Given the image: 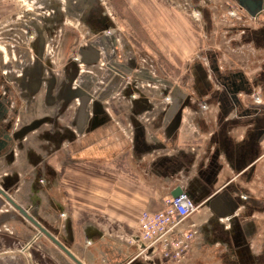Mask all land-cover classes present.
Here are the masks:
<instances>
[{"label":"crops","instance_id":"obj_1","mask_svg":"<svg viewBox=\"0 0 264 264\" xmlns=\"http://www.w3.org/2000/svg\"><path fill=\"white\" fill-rule=\"evenodd\" d=\"M170 17L186 19L174 11ZM261 28L256 39L248 32L247 38L242 36V41L233 42L239 51L232 50L231 55L219 51L216 58L228 67L241 64L248 92H240L237 98L241 111H248L245 115H238L241 112L235 107L225 111L228 107L224 88L232 83L233 74L225 71L209 75L208 67L189 62L187 70L192 77V90L183 96L189 99L191 108L182 105L176 129L172 130L171 125L172 108L165 112L150 110V107L144 112L140 108L134 112L141 114L136 120L128 106L109 105L102 110L105 120L95 124L86 134L85 131L79 133L75 125L70 127L74 138L55 144L53 153L40 149V146L49 147L50 142L28 145L27 156L25 152L28 171L35 169L36 157L41 161L37 166L42 168L43 165L44 188L39 195L38 210L49 216L47 208L53 206L52 224L40 218L79 261L93 264L91 249L105 242L107 250L99 253L103 264H140L135 258L137 248L131 243L138 236L140 212L159 211L160 200L167 193L172 195L178 190L182 181L186 183L187 194L191 182L195 181V190L202 187L199 176L208 174L214 167L212 191L206 198L213 199L225 192L230 199L242 201L246 196L252 199L234 212L236 215L242 211L234 234L240 230L253 247L246 253L230 239L228 246L225 242L222 245L215 239L221 236L218 228L201 232L211 215L208 209L200 208L188 221L196 225L199 232V242L189 258L205 245L218 247L216 252L222 264H255L257 258L264 259V106L252 102L253 94H264V25ZM161 33L156 36L163 37L167 47L177 49L181 60L193 54L190 42L184 45L174 31ZM6 73V67L0 68L1 77ZM217 75L224 76V80H219ZM132 91L135 93L136 87L126 90L123 100L128 102ZM92 93L98 94L93 90ZM148 101L153 102L152 99ZM202 104L206 105L207 112L201 111ZM199 193L200 190L195 192V197L188 196L203 204L202 198L197 200ZM228 219H220L219 223L225 226L223 231L228 228ZM122 236L135 237L124 245ZM123 250L129 254L128 259L122 258ZM65 259L67 257L58 249L39 251L5 247L0 250V264H68ZM144 264L149 263L145 261Z\"/></svg>","mask_w":264,"mask_h":264},{"label":"flooded vegetation","instance_id":"obj_2","mask_svg":"<svg viewBox=\"0 0 264 264\" xmlns=\"http://www.w3.org/2000/svg\"><path fill=\"white\" fill-rule=\"evenodd\" d=\"M35 1L48 13L38 15L37 19L30 22L33 37L29 43V48L32 54L27 59L23 56L21 60L17 61L14 68L12 64L6 66L5 77L0 76V174H2L0 180L5 179L3 183L7 189L6 193L24 211L25 189L22 188L21 193L18 191L16 197L14 195L20 181L29 180L25 165V152L27 156L28 145L43 141L50 142L49 147L40 146V149L44 152L53 153L55 144L59 145L64 140L74 138L70 127L78 126L80 131L83 133L85 131L86 134L95 124L105 120L101 114L102 110H105L104 97L108 96L113 88L116 90L123 88L124 97L126 90L136 87L138 95L134 97L135 93L130 92V100L127 105L136 120L141 114H134V112L137 113L135 110L142 108L145 112L149 107L150 110L157 109L154 103L148 101V97L146 98L141 92V88H139L143 84V82H139L141 79L149 82L150 90H146V92L149 91L148 94L158 91L165 93L164 86L163 89L151 86L157 82V79L153 81L156 77L151 67L148 76L141 75L143 72L142 62L143 65L147 64L146 60L144 61L136 55L126 59L125 55L132 53L127 52L124 45L118 50H113L110 56L108 55L106 62H104V69L97 67L102 56V52L97 48L98 44L103 43L102 45L107 51L113 46V33L115 30L118 31L115 28L113 18L104 7L103 0ZM263 17L264 14L259 17V25L263 23L261 21ZM71 21L77 24L74 25ZM79 29H82L86 38H82L83 41L80 42L79 40L76 44ZM261 30L262 28L253 31L249 29L244 36L247 38L249 32V36H255L256 39V35ZM70 45L72 49H75L72 52L75 57L68 56L65 58L59 65V71L56 72L58 68L56 63V59H58L56 57L57 50ZM48 49L53 50V55L48 52ZM81 66H86L88 70L78 69ZM95 68L106 71L107 79L105 81L98 82L89 78ZM131 71L134 74L131 73L130 82L121 85L120 82L125 78V75H130ZM214 71L216 72V69ZM139 72L140 75H138ZM82 73L85 74L84 78L87 80L85 84L79 83L83 78L80 76ZM233 76L232 83L225 85L226 98L224 101L228 107L225 111L229 112L231 107H235L241 112L238 115H245L248 111H241V102L237 95L240 92H248L244 86L246 83L241 73H235ZM217 78L221 80L224 77L217 75ZM92 85L94 86L92 87ZM99 85H102L103 89H99ZM95 86L97 87L95 88ZM92 90L95 92L100 90L101 95H93ZM78 94L81 95L83 102L74 98ZM94 110H98L100 113L95 114L93 113ZM34 162L36 166L30 180V195L26 201L28 202V209L26 210H29L40 221L38 209L40 207L39 195L44 188L42 183L43 165L42 168L37 166L41 162L39 157H36ZM215 169L214 167L208 174L199 176L203 183L202 187L195 190L194 181L188 188V194L193 197H195V192L200 190L197 200L202 198L201 202L204 203L201 204V208L210 211L211 217L202 226L201 232H209L210 229L218 228V233H221V236H216L215 239H218L221 244L223 243L222 245L225 242L228 246V239H230L235 246L240 245L243 251L249 253L252 250V245L247 242L245 237L243 238L245 235H241L240 230L234 234L238 228L237 219L241 217L242 211L236 215L234 212L244 203L251 202L252 199L247 196L242 198V201H238L236 198L230 199L225 196V192L213 199L206 198L212 191L213 182L211 178L215 177ZM50 174L53 184L54 174L53 172ZM196 202L198 203V201ZM4 203H6L5 200L0 196V224L11 219L18 223L25 222L23 217L9 204H6L12 209L9 213L8 211H1ZM213 213L215 217H213ZM224 217H229L226 231H223L225 226L219 223L220 219ZM256 260L255 264H264V259L259 257Z\"/></svg>","mask_w":264,"mask_h":264},{"label":"rangeland","instance_id":"obj_3","mask_svg":"<svg viewBox=\"0 0 264 264\" xmlns=\"http://www.w3.org/2000/svg\"><path fill=\"white\" fill-rule=\"evenodd\" d=\"M0 3V68L4 70L6 66H10L11 64L14 68L17 61L21 60V57L25 56L27 59V57L32 54L29 48L31 37H33L30 22H32L33 19H37L38 15H46L48 12L44 11L35 0H2ZM103 4L113 18L115 28L118 31L116 32L114 29L115 32L112 36L113 48L110 47L105 51L106 48L102 45L103 43L98 44L97 48L102 52V56L97 67L104 69V62H106L108 55L110 56L113 50H118L123 45L127 52L132 53L125 55L126 59L131 58L132 55H136L144 61L146 60L147 64H144L145 66L142 62L143 72L141 75L148 76L151 67L155 72L156 78L154 79H157V88L163 89L164 86L165 93L163 91L162 93L158 91L157 93L153 92V94H148L149 91L146 92V90H150L149 82L142 79L139 82H143V84L141 85L142 87L139 86V88H141L140 90L146 98L148 97V99H152L158 110L163 107L162 105H165L162 103L166 96H169L171 99L170 106H174L176 101L181 99L183 107H190L189 99L186 96H183V94L192 90L191 84H193V81L189 70H187L190 64L189 62H191V64L200 63V67H208L209 75H211V72L216 74L214 71L215 63H218V65L220 64L219 67L225 70V67L228 66L222 65L221 62H217L216 60L217 55H219V50L229 55L232 54L230 53L231 49L234 52L239 51L236 49V46H233V42L229 44L228 42L233 39H235L236 42L239 40L242 41V36H244L245 32L249 30V28L246 30L245 28L243 29L242 23L244 22L238 20L237 23V21H232L229 17V14L235 10V8H233L234 5L232 0H103ZM142 9H144L143 13L141 12ZM171 11H174L175 14L181 15L186 19H182V17L179 19L177 17H170ZM241 13L243 12L238 13V18L241 17L243 21V16L245 15ZM261 21L263 23L254 27L256 30L264 25V17ZM71 22L74 25L77 24L74 21ZM79 30V37H77L76 44L79 40L82 42V38H86L82 29ZM167 30L174 31L175 35L180 37L179 40L180 42H183L184 45L187 41L190 42L189 46L191 47V53L193 54L189 58L181 60L176 53L177 49L167 47V43L163 42V37L160 39L156 36L157 33H159L160 36L162 34L161 32ZM260 32H262V30ZM187 34L188 39H186ZM71 49L72 46L70 45L61 47L57 50V56L54 55L59 59V63L58 59H56L58 65L56 72L59 71V65L62 64L65 58L68 56L75 57V54L72 53L75 49ZM48 52L53 55V50L48 49ZM221 68L220 70L222 71ZM78 69H82L83 71L88 70L86 66H81V68L79 67ZM241 69V64L234 65L233 67H228L227 73L228 75L235 74L240 72ZM92 72L93 73L89 75V78H92L94 81L97 80L98 82H103L107 79L105 70L103 71L95 68ZM84 73L80 74L83 78H81L79 83L87 82L86 78H84L87 73ZM131 73L134 74V72L131 71L130 75H125V78L120 82L121 85L130 82L129 78L132 75ZM222 73L223 72H221V74ZM93 86L94 85H92V87ZM97 86H95V88ZM222 87L223 86H220L221 89H223ZM98 88L103 89V86L99 85ZM122 90L123 88L119 90L113 88L109 95L104 97V106H127L129 100L128 102L123 100ZM96 92L100 93V90H97ZM97 95L100 96L101 93ZM135 95H138L137 91L135 92ZM259 96L261 98L259 104H256L253 98L252 102L257 106H264V94L260 93ZM203 105L205 104H202L201 106ZM254 120L257 119L255 118ZM25 165L28 170L26 163ZM3 173L5 174V172ZM32 174V171H28L29 180L26 181L25 179V182L21 180L15 192L16 194L14 195L16 197L18 191L21 193V189H25V209H28V202L26 201L30 195L29 188L31 186L30 180L32 179ZM6 204L8 203H4L1 211H8L9 213L12 209ZM41 206L43 209L44 205ZM52 209V205L51 208H47L50 213L49 216H46L41 212L38 215V218H45L44 220L47 219L52 224ZM44 211L46 212V210ZM141 213L142 212H140V214ZM41 218V223L45 225L43 223L44 220ZM125 221L127 220L125 219ZM4 227L6 229H4ZM34 233L35 229L26 221L24 223H18L13 219L3 221L0 224V250L3 248L5 249V247L7 249H25L26 242L30 241L31 237L34 236ZM41 236L42 235L39 237ZM109 237L111 238V236ZM122 237L125 239V241H122L124 245H128L131 242V238L135 236ZM40 239L42 242V247L40 248L46 251H49V249L51 251L57 249L45 238ZM8 243L11 244L8 245ZM91 250V260L93 261V264H103L100 254L107 250L105 242H101L96 246L95 250L94 248ZM198 250L199 252H197ZM217 250L218 247L200 246L195 250L196 253L191 258H189L191 253L188 255L187 261L184 264H222L220 262V255L216 252ZM122 258H129V254L124 253V250ZM156 259L160 264H170V262H164L159 257ZM65 260H67L68 264H73L68 258ZM136 260L140 264H144L145 257L141 256Z\"/></svg>","mask_w":264,"mask_h":264},{"label":"built area","instance_id":"obj_4","mask_svg":"<svg viewBox=\"0 0 264 264\" xmlns=\"http://www.w3.org/2000/svg\"><path fill=\"white\" fill-rule=\"evenodd\" d=\"M233 5L235 10L229 14L232 21L240 20L243 29H255L256 25H259V17L264 14V10L260 13L258 17H251L243 8H241L235 0ZM243 12L242 18H238V13ZM38 17V16H37ZM248 21V23H247ZM240 22V23H241ZM252 23V24H249ZM245 32V31H244ZM244 34V33H243ZM242 35V34H241ZM32 38V37H31ZM236 42L230 40L228 42ZM220 51V50H219ZM232 51V49L230 50ZM103 65V64H102ZM219 65L215 66L216 72L224 74L226 70H220ZM245 78V72L243 68L240 72ZM140 75V72L138 73ZM155 79H153L154 81ZM157 82H154L153 88H155ZM142 87V86H141ZM137 97V95H134ZM256 104L261 102V98L258 94L252 95ZM170 97L166 96L163 99L161 108L164 112L171 108ZM208 109L205 105L201 106V111L206 112ZM194 129V128H193ZM195 131V129H194ZM1 178V175H0ZM186 183L182 181L178 185V190L180 193L177 196H172L166 194L160 200V209L155 213H150L148 211H143L139 218L137 224L138 236L131 242L137 248V253L135 258L144 256L146 262L149 264H156L157 259L160 258L164 262H170V264H184L187 261L188 255L195 249L199 242V232L196 225L189 224V218L197 214L200 211L201 204L194 202L186 192ZM4 229H6L4 227ZM7 231V230H5ZM12 234V233H11ZM40 233L35 230L34 236L31 237L30 241L26 242L25 249L35 248L39 251L44 249L42 247V242L40 241ZM159 262V261H158ZM160 264V262H159Z\"/></svg>","mask_w":264,"mask_h":264},{"label":"water","instance_id":"obj_5","mask_svg":"<svg viewBox=\"0 0 264 264\" xmlns=\"http://www.w3.org/2000/svg\"><path fill=\"white\" fill-rule=\"evenodd\" d=\"M238 5L243 8L252 18L258 17L260 13L264 10V0H235ZM259 6H261L259 8ZM258 7V8H257ZM80 93V92H79ZM74 98H77L83 102L81 99V95H77ZM181 99H178L174 106H172V118H171V125L172 130L176 129L180 124L181 120V107H182ZM100 113L98 110H94L93 113ZM103 112V111H102ZM101 112V114H103ZM78 127V126H77ZM78 131L80 133V129L78 127ZM4 180H0V196L8 203L10 206L13 207L15 211H17L21 217L25 221H27L31 226H33L46 240H48L53 246H55L65 257H67L73 264H83L79 261L70 251L69 249L45 226L41 223V221L37 220L36 217L30 213L29 210L25 211L18 206L11 197L6 193L7 189L4 185ZM180 193V190H176L172 196H177Z\"/></svg>","mask_w":264,"mask_h":264}]
</instances>
